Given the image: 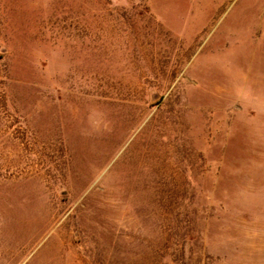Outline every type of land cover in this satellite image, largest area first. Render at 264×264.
Returning a JSON list of instances; mask_svg holds the SVG:
<instances>
[{"label":"rangeland","instance_id":"374dc122","mask_svg":"<svg viewBox=\"0 0 264 264\" xmlns=\"http://www.w3.org/2000/svg\"><path fill=\"white\" fill-rule=\"evenodd\" d=\"M0 264H264V0H0Z\"/></svg>","mask_w":264,"mask_h":264}]
</instances>
